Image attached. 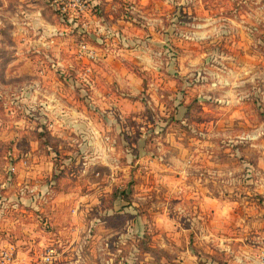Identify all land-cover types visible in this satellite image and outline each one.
Returning a JSON list of instances; mask_svg holds the SVG:
<instances>
[{"label":"rangeland","instance_id":"obj_1","mask_svg":"<svg viewBox=\"0 0 264 264\" xmlns=\"http://www.w3.org/2000/svg\"><path fill=\"white\" fill-rule=\"evenodd\" d=\"M83 1L0 0V264H264V0Z\"/></svg>","mask_w":264,"mask_h":264},{"label":"built area","instance_id":"obj_2","mask_svg":"<svg viewBox=\"0 0 264 264\" xmlns=\"http://www.w3.org/2000/svg\"><path fill=\"white\" fill-rule=\"evenodd\" d=\"M60 3L64 4L63 8H66L67 6L65 5L66 2H71V1H75L76 3H78L81 8L85 5V2L83 0H59ZM56 253V249L52 246L48 249L46 255H45V258L46 259H51V257H53ZM261 258L263 260V263H264V248L262 249V252H261Z\"/></svg>","mask_w":264,"mask_h":264}]
</instances>
